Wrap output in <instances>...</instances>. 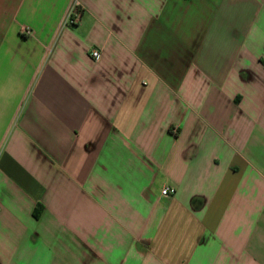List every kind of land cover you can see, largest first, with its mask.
Here are the masks:
<instances>
[{
	"label": "crops",
	"instance_id": "1",
	"mask_svg": "<svg viewBox=\"0 0 264 264\" xmlns=\"http://www.w3.org/2000/svg\"><path fill=\"white\" fill-rule=\"evenodd\" d=\"M0 264H264V0H0Z\"/></svg>",
	"mask_w": 264,
	"mask_h": 264
},
{
	"label": "built area",
	"instance_id": "2",
	"mask_svg": "<svg viewBox=\"0 0 264 264\" xmlns=\"http://www.w3.org/2000/svg\"><path fill=\"white\" fill-rule=\"evenodd\" d=\"M82 15V9L80 8V4L78 1H75L67 14L65 25L68 27L76 25L81 18ZM30 34V30L28 28H24L22 30V35L28 36ZM90 56L93 59H98L100 57V52L97 50H92L90 52ZM175 193V189L166 187L162 190L161 195L164 197H170Z\"/></svg>",
	"mask_w": 264,
	"mask_h": 264
}]
</instances>
